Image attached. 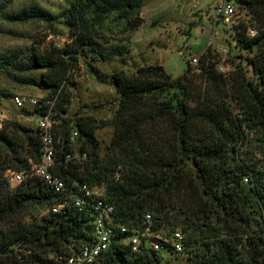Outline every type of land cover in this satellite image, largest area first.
Returning a JSON list of instances; mask_svg holds the SVG:
<instances>
[{
  "label": "trees",
  "instance_id": "16d2710c",
  "mask_svg": "<svg viewBox=\"0 0 264 264\" xmlns=\"http://www.w3.org/2000/svg\"><path fill=\"white\" fill-rule=\"evenodd\" d=\"M62 1L65 10L57 16L33 5L10 20L60 21L70 32L76 27L71 40L43 51L33 47L24 57L11 52L0 64L37 73L32 82L46 92L44 97H57L55 131L62 162L57 172L66 182L78 178L101 189L98 193L114 205L121 223L143 231L149 213L153 229L185 236V251L176 254L144 244L134 251L128 235L118 232L95 264H178L171 263L178 256H184L183 264H264V0H229L246 10L250 20L233 26L240 56L227 74L218 70L210 50L200 56L198 67L188 63L178 77L161 65L139 67L132 75L112 73L118 106L104 125L64 118L70 89L77 85L73 71L89 53L105 61L128 50L123 44L104 46L98 39L113 21H124L127 31L138 28L143 0ZM251 28L255 35L249 34ZM88 65L96 80L105 79L91 61ZM22 109L37 118L35 110ZM108 124L113 134L104 149L97 130ZM73 130L78 132L76 148L86 158L66 162L74 148ZM39 156L37 126L11 121L0 129V171L27 169L29 160L36 162ZM66 200L38 178L13 188L0 172V260L61 264L89 242V209L80 212L68 203L53 211ZM33 205L48 212L17 221Z\"/></svg>",
  "mask_w": 264,
  "mask_h": 264
},
{
  "label": "rangeland",
  "instance_id": "374dc122",
  "mask_svg": "<svg viewBox=\"0 0 264 264\" xmlns=\"http://www.w3.org/2000/svg\"><path fill=\"white\" fill-rule=\"evenodd\" d=\"M223 2L224 0H143L139 15L141 24L138 28L127 31L124 30V21L109 23L108 27L105 26L104 37L98 41L104 46L123 44L128 50L114 60H98L95 52L80 59L79 68L73 71L77 85L70 89L71 102L64 118L82 117L87 124L108 123L118 106V93L110 79L112 73L122 71L132 75L139 67L161 65L173 77L181 76L185 73L190 58L202 55L208 46L209 37L213 39V46L208 48L213 60L228 71L232 70L233 61H238L237 56H240L233 26L249 21L250 15L237 3H233L236 15L228 22L221 20L216 13V5ZM33 5H38L55 16L65 10L62 0H0V62L2 57L5 58L11 52H18L19 56L24 57L33 47L43 51L53 46H64L71 40V32L77 33L75 26L70 32L68 26L60 21L47 23L40 20H10L11 16L18 14L23 8ZM222 34L226 36L220 42ZM228 43L229 53H218V45ZM106 51L108 50L105 49L104 52ZM90 61L106 75L105 79L96 80L88 69ZM13 68L12 65L0 64V129L4 125L8 126L11 121L36 128V116L27 115L25 110L17 108L13 97H41L46 92L32 82L34 78L38 80L37 73H20ZM28 109L33 110L30 107ZM112 134L113 127L109 124L97 130L102 148L105 149L109 144ZM77 138L75 145H79ZM0 172L6 177L7 171ZM17 185L12 183L11 187L15 188ZM101 191L98 189V192ZM47 212V209L33 205L25 209L17 217V221L29 222L33 217L40 218ZM6 227L8 226L4 228ZM173 262L183 264L185 258L178 256V260H172L171 263ZM0 264L11 262L3 259Z\"/></svg>",
  "mask_w": 264,
  "mask_h": 264
},
{
  "label": "built area",
  "instance_id": "2783aa9c",
  "mask_svg": "<svg viewBox=\"0 0 264 264\" xmlns=\"http://www.w3.org/2000/svg\"><path fill=\"white\" fill-rule=\"evenodd\" d=\"M216 13L225 21L231 20L236 15L235 5L230 2H223L216 5ZM257 31L250 29L249 34L255 35ZM213 46V41H209V47ZM230 44L222 45L218 48V53L226 55L229 53ZM189 64L198 67L200 57L192 56ZM218 70L224 74L228 70L218 65ZM13 102L17 108H32L37 113V129L40 137V156L38 161L29 160V168L24 170L8 169L6 177L10 183L21 184L31 179H41L47 187L59 196H66L64 204L53 208L57 212L65 204H72L78 211L82 212L87 209L91 211L93 237L81 245L73 253L61 260V264H95L111 246L113 237L116 233L121 232L128 235V240L134 251H139L141 246L153 249L157 252L172 251L176 254H182L185 251V236L180 231L165 232L152 228V215L147 213L144 220L147 224L145 230L141 231L137 227H130L115 219V207L106 201L102 196L87 182L78 178L66 182L65 178L57 172V167L62 162L58 159V148L56 138V126L59 123L57 97H37L15 95ZM78 132L73 130L71 140L74 145L73 151L66 155V162L73 159H85L86 155H80L75 140ZM119 177V173H116Z\"/></svg>",
  "mask_w": 264,
  "mask_h": 264
},
{
  "label": "crops",
  "instance_id": "0c3cea01",
  "mask_svg": "<svg viewBox=\"0 0 264 264\" xmlns=\"http://www.w3.org/2000/svg\"><path fill=\"white\" fill-rule=\"evenodd\" d=\"M224 2H230L229 0H224ZM219 17V16H218ZM219 18H221V17H219ZM221 20H224L223 18H221ZM229 33V32H228ZM228 33H226V34H228ZM226 34H222L221 35V37L219 38V41L220 42H222L223 40H225V36H226ZM213 41V39H212V37H209L208 38V46H207V48L201 53V54H203L204 52H206L207 50H208V48H209V41ZM222 45H218V48H220Z\"/></svg>",
  "mask_w": 264,
  "mask_h": 264
}]
</instances>
